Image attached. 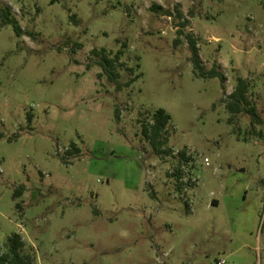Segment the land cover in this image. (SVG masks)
I'll return each mask as SVG.
<instances>
[{
  "label": "rangeland",
  "instance_id": "1",
  "mask_svg": "<svg viewBox=\"0 0 264 264\" xmlns=\"http://www.w3.org/2000/svg\"><path fill=\"white\" fill-rule=\"evenodd\" d=\"M0 4L23 30L0 26V253L18 232L32 264H264V0ZM187 34L224 81L194 74ZM239 76L262 123L225 106ZM160 107L158 153L141 129Z\"/></svg>",
  "mask_w": 264,
  "mask_h": 264
},
{
  "label": "trees",
  "instance_id": "2",
  "mask_svg": "<svg viewBox=\"0 0 264 264\" xmlns=\"http://www.w3.org/2000/svg\"><path fill=\"white\" fill-rule=\"evenodd\" d=\"M58 0H51L55 2ZM152 9L166 16H173L178 19L177 26L179 27L177 33L180 35L183 33L182 29L187 25L188 20L185 18L184 13L178 6H174L173 9L165 8L160 4H153ZM74 23H78V20L74 15L70 16ZM182 20V21H181ZM10 24L13 28L14 33L19 36L22 34L23 30L18 21V19L13 15L10 6L7 4H0V26ZM189 50H190V60L193 67V72L197 77L210 78L219 77L224 81L225 77L218 66H212L206 68L202 63L200 58L196 39L190 35H186ZM180 39L176 38L175 43H179ZM91 53L96 56L97 64L101 67V73L106 76L109 82L115 85L117 90L121 89L123 86H128L134 78L122 82L120 79V72L118 70L119 65H122L120 57L123 53V49L119 48L113 55L108 52L105 48H93ZM249 81L246 78L238 77L237 83L234 89L224 97L223 101L227 110L231 114L245 112L252 118L253 122L262 123V119L259 116L255 105L252 104L248 97ZM170 114L164 108H158L152 114L151 122H145L142 124V133L144 137L149 141L151 146L156 152H169L170 150L165 148L168 137L164 133L168 124L170 123ZM30 120V117H28ZM74 147L73 150L67 148L66 154L71 155L74 153H79V148L75 143H71ZM180 155L184 157L181 152ZM63 162L66 163V158L62 157ZM179 175V172H178ZM23 191V186H18L14 192V196H20ZM19 206V203H16ZM5 251L0 253V264H32L31 256L29 254L22 253L24 249V241L18 232H13L6 237L4 241Z\"/></svg>",
  "mask_w": 264,
  "mask_h": 264
},
{
  "label": "built area",
  "instance_id": "3",
  "mask_svg": "<svg viewBox=\"0 0 264 264\" xmlns=\"http://www.w3.org/2000/svg\"><path fill=\"white\" fill-rule=\"evenodd\" d=\"M205 160H207V159L205 158ZM217 264H225V260L224 259H219L217 261Z\"/></svg>",
  "mask_w": 264,
  "mask_h": 264
},
{
  "label": "crops",
  "instance_id": "4",
  "mask_svg": "<svg viewBox=\"0 0 264 264\" xmlns=\"http://www.w3.org/2000/svg\"><path fill=\"white\" fill-rule=\"evenodd\" d=\"M214 202H215V200L213 199V200H212V203H214Z\"/></svg>",
  "mask_w": 264,
  "mask_h": 264
}]
</instances>
